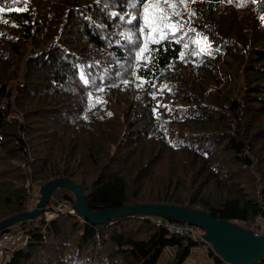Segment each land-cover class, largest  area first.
I'll use <instances>...</instances> for the list:
<instances>
[{"label": "trees", "instance_id": "trees-1", "mask_svg": "<svg viewBox=\"0 0 264 264\" xmlns=\"http://www.w3.org/2000/svg\"><path fill=\"white\" fill-rule=\"evenodd\" d=\"M147 3L0 0V221L27 211L28 167L39 193L79 183L91 210L185 205L248 229L264 215V0H170L181 27L163 38ZM65 198L76 213L21 222L6 264H187L202 243L144 214L95 224Z\"/></svg>", "mask_w": 264, "mask_h": 264}, {"label": "water", "instance_id": "water-1", "mask_svg": "<svg viewBox=\"0 0 264 264\" xmlns=\"http://www.w3.org/2000/svg\"><path fill=\"white\" fill-rule=\"evenodd\" d=\"M63 188L74 193V206L78 213L95 224H102L123 215H159L197 224L206 230L205 240L224 261L232 264H254L264 255V234H256L253 229L218 219L200 208L174 204H135L91 210L81 185L67 177L50 180L40 188V196L33 210L23 211L0 221V232L5 228L39 216L55 190Z\"/></svg>", "mask_w": 264, "mask_h": 264}, {"label": "built area", "instance_id": "built-area-1", "mask_svg": "<svg viewBox=\"0 0 264 264\" xmlns=\"http://www.w3.org/2000/svg\"><path fill=\"white\" fill-rule=\"evenodd\" d=\"M32 184L34 185L33 182ZM35 187L37 188V185H35ZM62 201H63L62 203L60 202L58 203V206L64 207L63 211L65 210L70 213H76V210L74 209L73 206H71L69 200L64 198V200ZM29 204L27 205L28 209H30ZM49 204L50 203H48L43 210L46 219L53 218L55 210L58 209L55 207L56 205L53 204L49 205ZM31 207H32L31 209H34L33 206ZM79 216L82 215L79 214ZM150 216L153 217L152 220L157 226H163L165 227V229H167L170 232L195 239L199 242L206 244L208 246V250H213L211 243L205 240L206 230L200 225L181 221L175 218L159 216V215H150ZM240 223H243V220H241ZM252 229L256 234H264L263 214H259L254 219ZM29 237H30L29 233H27L24 230V227L22 226L21 222L13 224L5 228L3 231H1L0 232V264H6V261L10 258L13 249L25 245L28 242Z\"/></svg>", "mask_w": 264, "mask_h": 264}, {"label": "rangeland", "instance_id": "rangeland-1", "mask_svg": "<svg viewBox=\"0 0 264 264\" xmlns=\"http://www.w3.org/2000/svg\"><path fill=\"white\" fill-rule=\"evenodd\" d=\"M3 106H6V104H4ZM27 183L26 185L28 186V191H29V196L26 202V207L28 208V204L30 205V209L28 210H33L31 209L33 207H35L37 201H38V197L40 196L39 193V187H38V183L35 181V178L33 176L32 173V169L31 168H27ZM30 181V183H29ZM32 182L34 183V185L32 184ZM30 184V185H29ZM35 185H37V188L35 187ZM67 192V190L63 189V188H59L57 190H55V192L52 194L50 200H49V205H56L55 207L58 208L57 210H55L54 212V216H56L58 213H64L65 210L63 211L62 206H58V203H62L65 198V193ZM25 230V228H24ZM172 249L167 248L165 250V252H163L162 256H161V261H168L171 257L172 254ZM209 250H208V246L204 243L199 244L198 246H195L192 251L190 256L187 258L186 263L187 264H202V263H209L211 261H213V258L209 256L208 254ZM196 259V260H195ZM199 259V261H197Z\"/></svg>", "mask_w": 264, "mask_h": 264}, {"label": "snow or ice", "instance_id": "snow-or-ice-1", "mask_svg": "<svg viewBox=\"0 0 264 264\" xmlns=\"http://www.w3.org/2000/svg\"><path fill=\"white\" fill-rule=\"evenodd\" d=\"M16 2V0H13ZM183 2V0H182ZM231 2V0H229ZM170 5V0H148L147 5L144 8V19H145V27H147L151 33L159 32L161 37H164V29H172L174 31H179L181 25L172 21V17L168 15L165 11V8ZM175 8V5H170ZM4 11V8H0V13ZM178 15V13H175ZM7 22V21H4ZM145 27H141V31L145 30ZM151 42L158 43L154 36H150ZM205 40L207 38H204ZM148 41H145L144 48L141 49L138 55H142L144 51L147 50ZM187 47V45H185ZM203 51V49H202ZM127 83V81H125Z\"/></svg>", "mask_w": 264, "mask_h": 264}, {"label": "crops", "instance_id": "crops-1", "mask_svg": "<svg viewBox=\"0 0 264 264\" xmlns=\"http://www.w3.org/2000/svg\"><path fill=\"white\" fill-rule=\"evenodd\" d=\"M197 261H199V259Z\"/></svg>", "mask_w": 264, "mask_h": 264}, {"label": "bare ground", "instance_id": "bare-ground-1", "mask_svg": "<svg viewBox=\"0 0 264 264\" xmlns=\"http://www.w3.org/2000/svg\"><path fill=\"white\" fill-rule=\"evenodd\" d=\"M77 217V216H76Z\"/></svg>", "mask_w": 264, "mask_h": 264}]
</instances>
